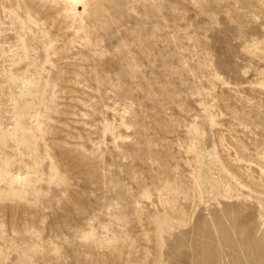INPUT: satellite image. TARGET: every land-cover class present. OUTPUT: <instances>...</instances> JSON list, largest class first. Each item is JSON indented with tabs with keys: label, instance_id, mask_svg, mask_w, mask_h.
Instances as JSON below:
<instances>
[{
	"label": "rangeland",
	"instance_id": "rangeland-1",
	"mask_svg": "<svg viewBox=\"0 0 264 264\" xmlns=\"http://www.w3.org/2000/svg\"><path fill=\"white\" fill-rule=\"evenodd\" d=\"M0 264H264V0H0Z\"/></svg>",
	"mask_w": 264,
	"mask_h": 264
}]
</instances>
